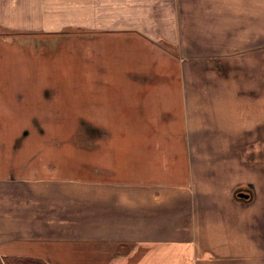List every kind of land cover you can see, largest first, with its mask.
<instances>
[{"label": "crops", "instance_id": "crops-1", "mask_svg": "<svg viewBox=\"0 0 264 264\" xmlns=\"http://www.w3.org/2000/svg\"><path fill=\"white\" fill-rule=\"evenodd\" d=\"M43 115L113 138L0 162V259L264 264V0H0V117Z\"/></svg>", "mask_w": 264, "mask_h": 264}, {"label": "rangeland", "instance_id": "rangeland-1", "mask_svg": "<svg viewBox=\"0 0 264 264\" xmlns=\"http://www.w3.org/2000/svg\"><path fill=\"white\" fill-rule=\"evenodd\" d=\"M7 72V70H6ZM80 86L81 85H76ZM14 118L24 125L21 131H7L6 127L13 123ZM41 131H33L35 125L39 124L37 117L33 116H20V117H0V162L2 161L3 167L9 168L19 164L16 154L23 152L22 156L25 157L27 152H33L37 149V145H41L42 155H49V147L58 146V150L74 152L75 156L81 155L82 142L84 140H97V139H111L113 135L111 132L99 133L97 130H91L88 126L84 127L83 117L79 115L68 116H39ZM19 119V120H18ZM86 128V129H85ZM35 147V148H34ZM55 150V148H53ZM251 153L257 155L256 149H251ZM10 156V161L7 158ZM6 161V162H4ZM5 165V166H4ZM244 192V191H239ZM238 192V193H239ZM238 193H235V197ZM247 194V192H244ZM243 198V197H239Z\"/></svg>", "mask_w": 264, "mask_h": 264}, {"label": "trees", "instance_id": "trees-1", "mask_svg": "<svg viewBox=\"0 0 264 264\" xmlns=\"http://www.w3.org/2000/svg\"><path fill=\"white\" fill-rule=\"evenodd\" d=\"M0 264H47V262L30 257H4L0 259Z\"/></svg>", "mask_w": 264, "mask_h": 264}, {"label": "water", "instance_id": "water-1", "mask_svg": "<svg viewBox=\"0 0 264 264\" xmlns=\"http://www.w3.org/2000/svg\"><path fill=\"white\" fill-rule=\"evenodd\" d=\"M239 197H243V198H247L248 194L244 193V192H239L238 193Z\"/></svg>", "mask_w": 264, "mask_h": 264}]
</instances>
